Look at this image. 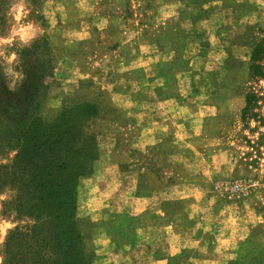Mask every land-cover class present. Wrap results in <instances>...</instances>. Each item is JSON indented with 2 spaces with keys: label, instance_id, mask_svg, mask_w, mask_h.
I'll return each instance as SVG.
<instances>
[{
  "label": "rangeland",
  "instance_id": "374dc122",
  "mask_svg": "<svg viewBox=\"0 0 264 264\" xmlns=\"http://www.w3.org/2000/svg\"><path fill=\"white\" fill-rule=\"evenodd\" d=\"M177 3L196 9L199 16L218 19L224 29L230 25L234 30L230 34L227 30L223 38L229 43L225 70L210 73L208 78L197 77L198 83L210 80L213 84L208 88V100L219 105V112L205 119L201 135L186 142L171 136L160 148L156 145L143 150L133 145L142 127L129 120L124 105L134 98L155 99V90H160L155 88L156 82L145 85L146 80L155 77L149 75L150 71L166 75L169 82L175 83L177 70L189 67L182 52L186 32L177 24L161 22L195 15L193 9L187 8L179 15L173 14ZM20 5L23 11L17 19L13 7L19 11ZM251 11L256 12L249 18L253 22L237 24L241 14ZM100 21L107 27L101 28ZM28 24L33 25L31 39L24 43L19 35H13V29ZM79 33L87 37L76 38ZM44 36L50 41L55 61L53 75L47 78L49 89L40 101L42 119L52 122L64 107L76 102L97 103L100 114L90 122V128L98 135V160L114 149L122 173L140 178L137 193L141 194L177 183L189 186L181 195L195 193L197 190L189 183L197 182L204 200L201 209H210L212 221L220 220L216 226L230 223L219 216L223 209L230 210V221L248 225V235L239 242L237 255L229 264H264V146L259 157L247 141L256 144L264 125L250 119L247 127L242 120L245 94L250 91L263 97L256 111L264 116V77L250 71L251 52L264 42V0H0V102L2 105L10 100L12 112L24 92L21 50ZM124 39L130 40L123 45ZM143 44L147 47H141ZM155 47L160 51L177 49L178 55L171 62H152L157 54ZM258 63L264 68V54ZM142 64L149 67L148 74ZM129 65L135 66L128 68ZM115 87L123 92L122 99L113 96ZM199 101L194 94L188 98L193 106ZM254 128L256 131L251 130ZM16 153L17 149L0 150V167L11 164ZM98 171L95 164L92 173L80 179L79 188ZM16 195L12 185L0 190V264H4L9 233L16 228L28 230L34 224L32 218L17 213ZM177 203L181 210L191 205L196 208L193 197ZM213 237L211 234L212 240Z\"/></svg>",
  "mask_w": 264,
  "mask_h": 264
},
{
  "label": "crops",
  "instance_id": "0c3cea01",
  "mask_svg": "<svg viewBox=\"0 0 264 264\" xmlns=\"http://www.w3.org/2000/svg\"><path fill=\"white\" fill-rule=\"evenodd\" d=\"M186 8L193 9L196 16L189 15L183 19L177 16L161 22L177 24L186 32L182 52L189 61V67L177 70L175 83L169 82L166 75L150 71L149 75L154 74L155 77L152 81L146 80L145 85L156 82L155 88L160 90H155V99L132 98L124 105L129 120L142 127L133 145L143 150L156 145L160 148L171 136L186 142L201 135L205 119L219 112V105L208 100V88L213 84L210 80L198 83L197 77L205 75L208 78L210 73L225 70L229 43L224 36L227 30L228 34L234 30L230 25L222 28L218 19L197 15L196 9L190 6L182 7L177 3L173 14L179 15ZM255 13L241 14L237 24L253 22L249 18ZM106 24L99 22L101 28L107 27ZM196 31L201 37L196 35ZM86 37L79 33L76 38ZM129 40L124 39L123 45ZM143 45L141 47H147ZM155 48L157 54L151 58L152 62H171L178 55L177 49L160 51ZM134 66L129 65L128 68ZM140 66L148 72L149 67ZM115 92L113 96L122 99L123 92L116 87ZM192 94L200 100L194 106L188 102ZM95 164L99 171L94 178L82 182L78 200L79 216L90 218L95 224L91 243L93 264H229L237 255L239 242L248 235V225L230 221L229 209L221 210L219 216H224L222 221L230 223L216 226L220 220L212 221L210 209H201L204 200L202 190L196 187L197 182L189 183L193 190H197L195 193L181 195L186 183H177L139 194L140 178L135 174L122 173L114 149L106 152ZM190 197L196 201V208L191 205L178 209L177 201ZM208 220L212 223L209 224ZM211 234L215 235L213 240Z\"/></svg>",
  "mask_w": 264,
  "mask_h": 264
},
{
  "label": "trees",
  "instance_id": "16d2710c",
  "mask_svg": "<svg viewBox=\"0 0 264 264\" xmlns=\"http://www.w3.org/2000/svg\"><path fill=\"white\" fill-rule=\"evenodd\" d=\"M263 54L264 42L251 52L250 71L257 77H264L258 63ZM54 61L46 36L23 48L24 92L16 111L12 112L10 100L0 102V150L17 149L13 162L0 167V190L14 186L17 213L34 220L28 230L16 228L9 233L4 264H93L95 224L79 216L78 189L80 179L92 173L101 155L98 135L90 128L100 107L90 100L76 102L64 107L52 122H45L39 107L49 89L47 78L53 75ZM262 99L255 91L245 94V126L249 127L250 119L264 125V116L256 111ZM247 141L261 157L264 133L254 145Z\"/></svg>",
  "mask_w": 264,
  "mask_h": 264
},
{
  "label": "clouds",
  "instance_id": "9594fccd",
  "mask_svg": "<svg viewBox=\"0 0 264 264\" xmlns=\"http://www.w3.org/2000/svg\"><path fill=\"white\" fill-rule=\"evenodd\" d=\"M13 11L17 12V19H19L20 13H22L23 11V6L20 5L19 6V11H17V6L13 7ZM33 28L32 24H28V25H21L19 29H13V35H19L21 40L24 43H28L29 39H31V30Z\"/></svg>",
  "mask_w": 264,
  "mask_h": 264
}]
</instances>
